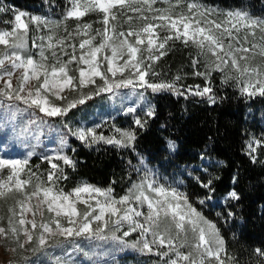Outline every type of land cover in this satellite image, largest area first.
Instances as JSON below:
<instances>
[{"label": "snow or ice", "instance_id": "1", "mask_svg": "<svg viewBox=\"0 0 264 264\" xmlns=\"http://www.w3.org/2000/svg\"><path fill=\"white\" fill-rule=\"evenodd\" d=\"M69 2L66 19L80 21L89 13L102 14L103 31L95 29L101 39L94 43L95 36H89L93 31L91 23H78L77 34L89 37L80 40V55L77 57L71 54L68 60L62 61L56 52L52 51L49 62L45 47L54 49L57 44H63V39L54 42V37L49 35L46 45L37 44L33 40V47L40 49L38 53L33 54L28 45L29 25L35 24L39 27L43 24L48 27L61 22L39 16H28L24 19L27 16L24 12L15 14L11 30H0V45L4 46V49L0 50V104L7 101L4 105L7 109L21 111L19 104L15 103L18 101L27 108L38 109L48 117H63L77 105L91 99L92 95L101 92L114 93L115 89L129 85L135 87L134 79L139 81L140 87L146 86L154 92L168 89L182 95L174 83H150L146 79L150 73L153 76L158 75L153 64L167 55L169 42L174 40H180L186 46L191 44L198 49L197 56L192 60L194 75L202 76L207 81L213 72H219L223 83L236 80L238 84L243 85L242 93L249 97H264V70L261 65L252 66L247 63L250 59L248 54L254 49L264 58V18L254 17L243 10L209 9L199 4L198 0H192L186 5L189 13L187 15L180 13L173 17L169 9H155L158 15L151 18L152 22L145 23L138 31L133 29L125 33L117 32L115 26H111L110 31V20H116L117 13L125 8L141 12V8L133 6L137 3H143L148 11H153L152 5L156 0ZM131 20L132 17H128V21ZM257 29L261 35L260 42L255 43L249 40V36L255 37ZM161 32L165 34L161 35ZM129 37L134 39L129 40ZM39 39L44 41L45 37L41 36ZM245 44L250 47H245ZM70 47L75 50L76 45ZM74 61L78 65L74 70L78 75L70 74L73 70L69 65ZM241 61H245L243 66ZM201 63L203 71L198 70ZM229 65L231 68L226 71ZM126 71L129 72V77L115 79L118 74L123 77ZM233 72L235 76L232 75ZM96 78H99L102 84L97 85L94 92L84 93V88L96 85ZM174 79L180 80L182 77L177 75ZM66 90H80V95L78 98L69 99L63 95ZM211 92L209 83L203 88L197 85L193 94L204 96ZM51 97L65 103L57 104ZM209 99L214 101V96H209ZM128 111L134 112L135 109L129 108ZM153 114L152 109L146 113L148 116ZM134 122L140 127L144 126L140 119ZM28 131L29 129L24 130L25 133ZM115 131L120 134L119 139L98 134L95 127H80L75 130L69 128L70 134L87 146L100 141L128 146L136 138L134 131ZM253 143L262 142H250L249 155L254 152ZM65 144L66 141L62 140L61 151ZM169 147L173 148L174 145L170 144ZM31 155L32 153L28 154L29 157ZM45 159L49 160L51 169L47 176L41 179L28 169L29 159L0 158V199L14 192L21 197L16 199L14 205L9 206L6 222L5 217L0 216V241L9 240L21 250L36 253L60 246L62 241L50 243V240L57 236L63 237L65 241L70 237H84L89 240L112 239L125 246L138 248L141 252L160 256V264H210L213 259L216 264H227V260L234 259L228 255L225 241L216 224L197 211L189 203L187 194L180 191L179 187L160 183L157 174L151 170L146 169L139 182L134 183L124 195L117 197L111 187L102 189L87 183L78 185L71 191H64L59 187V182L67 177L60 164L52 160H62L73 168L75 161L60 152H57L55 157ZM212 185V179L201 184L209 192L215 190ZM229 197L239 199L235 191L229 193ZM200 203L203 204L204 201L201 200ZM80 204L86 206L82 211L78 208ZM133 204L136 206H132ZM145 205L146 209L141 210ZM228 215L233 214L229 212ZM141 217L142 220L138 219ZM161 218L169 221L163 231L160 230ZM93 222H97L96 227H93ZM109 225H112L110 235L105 232ZM124 225H127V230L117 236L116 233L120 232ZM136 232H139L137 240L131 244L124 240V237ZM189 232L193 234L192 244L187 242ZM181 236L185 239L181 240ZM28 245L33 246L27 248ZM17 247L6 250L16 252ZM182 248L191 250L181 251ZM193 252L196 253L195 256ZM256 252L264 258V250L256 249ZM8 264L13 262L9 261ZM56 264H62L59 258Z\"/></svg>", "mask_w": 264, "mask_h": 264}, {"label": "trees", "instance_id": "2", "mask_svg": "<svg viewBox=\"0 0 264 264\" xmlns=\"http://www.w3.org/2000/svg\"><path fill=\"white\" fill-rule=\"evenodd\" d=\"M198 3L223 11L239 8L252 16L264 18V0H198ZM69 7V0H0V9H3L0 11V30H11L14 15L23 10L60 20L65 18ZM102 18L101 13L95 12L80 21L66 19L67 24L60 35L67 44L55 47L56 54L62 58H70L71 54L78 57L77 46L81 37L77 34V24L91 23L95 29L103 31ZM41 30L40 26L29 25L28 45L33 54L39 52L32 41L38 40ZM73 44L75 50L70 47ZM169 45L167 55L153 64L158 75L150 73L146 79L150 83H174L183 94L168 89L154 92L135 83V87H124L129 93L143 94L151 102L154 112L148 116L139 107L117 117L119 129L135 132L136 138L128 146L103 141L87 146L69 132V128L74 130V125L88 118L95 109L118 100L120 88L114 93L92 95L91 99L63 117H48L18 101L15 103L19 104L21 111L16 112L7 109L4 105L8 102L4 101L0 104V118H6L13 131L7 133L0 127V140L6 144L7 154L29 159L28 169L41 179L51 169L45 157H55L60 152L72 158L74 168L62 160H52L63 168L67 179L61 180L59 187L67 190L84 181L102 188L111 187L114 195L119 197L140 181L143 170L149 169L157 174L159 181L183 186L189 202L196 207L200 200H206L211 210L220 214V235L228 255L234 258L228 260V264H264V258L256 252V249L264 250V97H249L242 93V84L236 80L223 83L219 72H213L207 81L194 75L192 60L198 49L191 44L186 46L180 40L170 41ZM0 46L3 50L4 46ZM198 70H204L203 63L198 65ZM72 73L77 75L74 71ZM127 74L125 72L123 77L118 74L115 79L128 77ZM177 75L182 79L175 80ZM232 75L236 74L233 72ZM209 83L211 93L204 96L193 94L197 85L203 88ZM72 92L66 90L65 94ZM209 96H214V101ZM136 119L144 122V126L136 125ZM25 129L29 131L25 133ZM97 133L108 137L101 130ZM57 137L66 141L62 151ZM253 141L262 143H253L254 152L249 155L248 146ZM170 144L174 147L170 148ZM29 153H32L30 157ZM209 179L213 180L215 190L212 192L201 186ZM233 191L239 199L227 196ZM10 195L13 201L20 198L15 192ZM229 212L233 215L229 216ZM77 241L75 238L72 244ZM116 248L114 253L95 256L96 264H160L162 260L154 253L140 252L118 241ZM58 258L62 264H82L79 259L67 257H52L47 264H56Z\"/></svg>", "mask_w": 264, "mask_h": 264}, {"label": "rangeland", "instance_id": "3", "mask_svg": "<svg viewBox=\"0 0 264 264\" xmlns=\"http://www.w3.org/2000/svg\"><path fill=\"white\" fill-rule=\"evenodd\" d=\"M188 3H190V0H156V3L152 5L153 11H148L147 6L144 5L143 3H137L133 6L141 8L142 11L141 12H134V11L130 10L129 8H125L122 11H119L117 13V19L116 20H110V26H109L110 31H111V26H115L117 32L123 31V32L127 33L129 30H133V29L138 31L145 23L152 22L151 18L153 16L158 15V13L155 11V9H164V8L169 9V12L173 15V17H175L176 15H178L180 13H184L187 15V14H189L187 11V7H186V5ZM229 10L234 11V10H242V9L232 8V9H228L226 11H229ZM21 12H24L27 14V16L24 17V19H27L28 16L44 17L42 15H39L36 13H31V12L24 11V10ZM128 17H132V20L128 21ZM142 17H147L148 19L145 20ZM212 18H215V17H212ZM47 19L50 21H60L61 23H59L58 25H49L48 27H45L43 24H41L40 28H42V30L38 35V40L36 41V43L37 44L44 43L46 45L47 44V36L52 35L54 37V42L63 39V44L62 45L57 44L56 48L60 47V46H64L65 44H67V42L64 40V37L60 35V31L67 24L66 18H63L60 20L59 19H49V18H47ZM156 23H159V21H156ZM92 27H93V31H91L89 33V36H95L94 43L99 42L101 37L96 34L95 27L93 25H92ZM160 34L164 35L165 33L161 32ZM260 35H261V33L257 29L256 30V36L255 37L249 36V40H251L255 43H258V42H260L259 41ZM41 36L45 37L44 41H41L39 39V37H41ZM80 37H81V39L89 38L88 36H84L82 34H80ZM132 39H134V38L129 37V40H132ZM245 47H250V45L245 44ZM77 49H78V56H79L80 52H81L79 45L77 46ZM0 50H2V49H0ZM39 51H40V49H39ZM44 51H45V54L48 55L50 58L49 62H51V52L54 51V49L50 50V49H47L45 47ZM248 55H249L250 59H249V61H247V63L251 64L252 66L261 65L262 70H264V58L259 56L258 50L254 49ZM59 58L62 61H66L69 59V58H62V57H59ZM244 63H245V61H241L242 66ZM69 68L72 69L73 71L76 69L75 61L69 65ZM230 68H231V66L229 65V69ZM70 74L73 75L72 71L70 72ZM77 75H78V73H77ZM126 76L129 77V72ZM13 82L15 84V78H14ZM0 83H2V82H0ZM134 83L136 85H139V81H137L135 79H134ZM100 84H102V81L99 78H96V85H89L88 87L84 88L82 91L84 93L94 92L96 86L100 85ZM194 89H196V88H194ZM129 90H131V89H129ZM117 93H118V100L109 102L103 108L95 109L94 112L89 114L88 118L81 119L78 124L76 123L73 127L74 130L77 128H80V127H85V128L95 127L96 131L101 130L102 132L106 133V135L108 137L109 136H115L116 139H119L120 134L115 131L116 129H119L118 128V122L116 121V119L119 115L131 113L128 111L129 108L137 109L140 107L146 112L149 109H152L151 102H149L146 97L142 96L137 91H133L132 93H129L127 90H124V87H122L118 90ZM63 95L67 96L69 99L78 98L80 95V90L73 91L71 94L63 93ZM51 99L54 100L57 104L65 103V101L56 100L55 97H51ZM5 119L6 118H0V127H2V129L5 132L9 133L11 130L13 131V129H12L13 126L11 124H7ZM56 140L58 143H61V140L59 137H57ZM17 152L19 153V151H17ZM0 158H3V159H19V155L11 156V155L7 154L6 144L0 140ZM205 161L209 162L207 159H205ZM144 174H145V170H143L141 172V179L144 177ZM83 183H86V182L82 181L78 185H81ZM160 183H163V182L160 181ZM87 184H89V183H87ZM170 184H172L175 187H179L180 191L186 193L183 186L176 185L174 183H170ZM96 187H98V186H96ZM74 188H72V189H74ZM99 188H102V187H99ZM72 189L67 190V189L63 188L64 191H71ZM102 189H107V188H102ZM227 196L229 197V194ZM13 200L14 199L11 198V195L10 196L8 195L4 199H0V216L5 217V222L7 219L9 206H12L15 204V201H13ZM210 200L213 201V199H210ZM200 201H199L198 207H196L195 204H193L192 202H189V203H191L192 206L197 209V211L202 213V215L204 217H206L208 220L215 223L217 228L219 229V226L221 223L220 214L215 213L211 210V206L208 204V201L203 200L204 201L203 204H201ZM92 203H94V201H92ZM132 206L135 207L136 205L133 204ZM85 207L86 206L83 204L78 205V208L79 209L82 208V210ZM145 209H146V205L144 206V209H141V210H145ZM47 215L48 214L45 215V219H47ZM37 219H39V217H37ZM138 219L142 220V217L138 218ZM161 220H162V222H161L160 230L163 231L165 226L169 224V221L164 220V218H161ZM96 226H97V222H93V227H96ZM125 226H127V225H124L122 227L121 231L116 233L117 236H120L123 231L127 230V228H125ZM111 228H112V225H109V229L105 230V232L108 233L109 235H110ZM133 234L134 233H132L128 237H124V240L128 241L131 244L132 241L137 240L139 237V232H136L135 235H133ZM173 234H174V229H173ZM75 238L78 241L75 244H72L75 241ZM21 239H23V237H21ZM183 239H185V237L181 236V240H183ZM56 241H62L60 246L51 247V248H48L46 251L36 252V253H32V252L27 251V250H21L14 243H12L9 240L0 241V263L1 264H8L9 261H12L13 264H16L19 262L20 263L27 262L28 264H47V262L52 257H67L70 259H79L80 261H82V264H96L95 256H98L100 253L101 254L102 253L103 254L104 253L105 254L114 253L115 249L117 250V248H116L117 241H114L112 239L89 240V239H86L84 237H70L65 241V239L63 237L57 236V237L52 238L50 240V243H55ZM187 242H188V244L194 243L193 234L191 232H189L187 235ZM177 243H179V241H177ZM32 246L33 245H28L27 248H31ZM77 246H78L79 250H77ZM12 247H17V251L11 252V251L6 250V249H9ZM134 249L139 250L138 248H134ZM180 250L181 251H190L191 249L190 248H182ZM193 255L195 256L196 253L193 252ZM25 257H27L28 259L25 260L24 259ZM114 257H116V256H114ZM210 264H216V261L213 259V260H211ZM227 264H228V260H227Z\"/></svg>", "mask_w": 264, "mask_h": 264}]
</instances>
